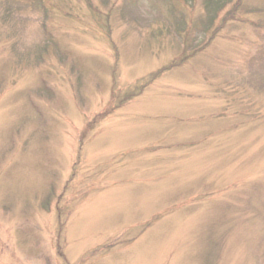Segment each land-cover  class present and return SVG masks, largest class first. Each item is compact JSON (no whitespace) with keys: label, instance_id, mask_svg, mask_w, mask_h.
<instances>
[{"label":"rangeland","instance_id":"obj_1","mask_svg":"<svg viewBox=\"0 0 264 264\" xmlns=\"http://www.w3.org/2000/svg\"><path fill=\"white\" fill-rule=\"evenodd\" d=\"M0 264H264V0H0Z\"/></svg>","mask_w":264,"mask_h":264},{"label":"trees","instance_id":"obj_2","mask_svg":"<svg viewBox=\"0 0 264 264\" xmlns=\"http://www.w3.org/2000/svg\"><path fill=\"white\" fill-rule=\"evenodd\" d=\"M192 1V0H191ZM212 21H213V19H212Z\"/></svg>","mask_w":264,"mask_h":264}]
</instances>
